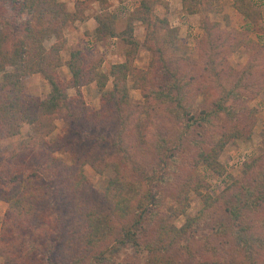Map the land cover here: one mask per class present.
<instances>
[{
    "label": "trees",
    "instance_id": "trees-1",
    "mask_svg": "<svg viewBox=\"0 0 264 264\" xmlns=\"http://www.w3.org/2000/svg\"><path fill=\"white\" fill-rule=\"evenodd\" d=\"M93 1L108 4V0ZM84 2L87 0L77 2L72 13L59 0H0V19L8 14V11L14 15L15 21L27 16L24 21L13 27L0 20V141L20 134V129L24 125L31 127V135L22 142L19 152L5 157L0 151V202L10 204L16 210L15 212L9 210L4 218L0 237V258L4 260L3 264H16L12 252L17 247L15 241H9L7 235L3 234L10 216L12 217L10 221L14 220L21 224L30 222L31 230L26 236L27 247L36 246L37 250H30L33 257L40 251L41 238H38V243L33 239V234L42 237V228H47L51 222L48 218L41 222L39 218L44 214L46 205L48 208L50 206L48 199L52 191L56 196L60 194L64 196L71 211L68 225H60L59 238L56 243H51L59 250L58 259L61 264H85L90 257H96L97 254H101L98 261L103 262L105 254L110 249L126 244H130L136 251H145L147 264H183L173 258L170 252L188 229L212 225L218 231L219 219H216L215 225L209 219L219 212L220 206L226 205L227 202L224 211L228 212L232 221H237L243 208L256 207L259 200L251 201L252 192L247 189L244 196L246 201L243 204L239 192L232 193L231 200H226L225 191L216 197L205 195L202 197L203 210L195 219L189 220L180 229L169 228L162 224V218H159L158 208L163 197L161 190L148 188L143 193L133 191L130 197L127 196L126 192L131 191V188H128L130 185L132 187L136 176L120 161H110L108 156L105 157L104 150L96 147V142L100 145L105 142L103 132H98L113 123L119 124L124 131L123 128L129 119L127 115L136 114L145 108L131 103L129 78L133 81V89L142 93L147 113L157 115L161 111L158 106L170 107L176 104L170 111V118L182 123L181 127L176 129V136L168 139L165 136V124L161 123L157 130L159 134L156 135L158 144L151 148L150 144L153 143L146 141L143 149L147 151L154 149L151 155L145 157H148L147 162L153 173L150 179L160 188L167 186L173 188L174 200L177 203L174 214L179 216L188 206L187 192L197 191L204 181L198 174V169L203 167L222 175L224 170L219 163V155L223 148L233 139L250 138L254 123L253 114L247 117L248 120L244 118L242 120L240 109L234 105L225 107L224 101L229 99L240 101L241 110L250 113L246 105L252 97L246 94L251 86L242 84L243 91L240 92L241 81H237L227 91L220 88L218 97L208 107L205 106L198 114H193L191 104L184 105L185 100H191L190 94L194 95V99L205 94L202 91L212 83L210 73L218 76L223 70L219 68L222 61L217 62L212 56L208 59L210 67L206 65L199 68L200 78L193 76L190 78L189 86L197 80L202 81L200 87H196L194 91L184 90L186 87L179 79H176V82L166 80L158 87L154 62L146 70L135 66L138 43L134 39L128 40V44L133 47L126 52L124 61L111 65L108 74L100 71V61L92 62L81 49L71 51L67 62L70 78L63 81L57 70L62 64L60 52L65 43L64 28L68 23L78 21L76 12L80 10L79 5ZM232 2L240 17L250 27L249 30L258 31L262 14L255 9L254 3L249 0ZM183 4L186 10H189V14H197V10L193 8L195 7L193 1L183 0ZM152 6V0H142L132 11L128 26L130 34L136 22L148 25L153 19ZM96 21L97 27L94 32L98 41L116 37L112 17L97 18ZM243 33L246 35V32ZM51 39H55V43L46 48L45 41ZM208 44L212 55L215 49L217 53L221 52L220 47L216 48L217 45L211 42ZM34 74L42 75L50 85V93L46 99L29 96L24 91L23 79ZM108 78L112 79V88L101 95L98 110L89 109L83 100H79L82 97V87L94 84L101 90L106 87ZM70 90L76 95L73 99L67 96ZM69 101L72 107L68 104ZM65 108L75 110L73 116L69 115L72 118V129L68 135L76 138L70 143V149H66L62 136L49 140ZM223 113L233 125L227 130L224 127L217 130L222 122L220 114ZM162 121L164 123L169 121L168 117ZM131 132L130 134L138 140L145 138L143 131ZM80 134L94 140L86 146L87 149L81 147V142L78 143ZM207 134L209 137L218 135L217 141L212 143L207 140ZM180 148L190 149V158L179 153ZM60 151L69 154V163H64L56 156ZM256 165L248 163L246 168H251L252 171ZM86 166L98 173H101L105 166H112L116 172V176L108 182L105 190L98 193L97 200L93 199L92 188L83 174V168ZM49 175L54 181L52 186L47 179ZM259 176L263 177L264 172H260ZM263 198L264 196L261 199ZM153 222L155 234L143 238L148 226ZM256 242L254 237L249 238L246 234L244 237H236V243L244 249L250 260L256 257L254 244Z\"/></svg>",
    "mask_w": 264,
    "mask_h": 264
},
{
    "label": "rangeland",
    "instance_id": "rangeland-1",
    "mask_svg": "<svg viewBox=\"0 0 264 264\" xmlns=\"http://www.w3.org/2000/svg\"><path fill=\"white\" fill-rule=\"evenodd\" d=\"M59 1L66 5L69 12L74 13L76 3L84 0ZM141 1L108 0V4L105 5L102 1L87 0V2L80 4V10L76 12L77 16L75 15L78 21L68 23L64 28L65 43L60 52L62 64L57 70L58 75L63 81H68L70 78L67 62L71 51L75 49H81L92 62L100 61V71L108 74L111 65L124 61L126 52L133 47V45L131 47L128 44V40L134 39L138 43L135 66L146 70L154 62L156 65V86L158 87L163 85L166 80L176 82V79H179L186 87L184 90L194 91L196 87H200L199 84L202 81L197 80L189 86L190 78L192 76L197 79L200 78L201 71L199 68L206 65L210 67L208 59L212 56L217 62L222 61L219 68L223 70L220 74L215 76L210 73L212 83L202 91L205 96L201 94L202 96H197L198 98L196 97L195 100L194 95L190 94L191 100H185L184 105L191 104L193 114H198L205 106L208 107L218 97L220 88L227 91L231 85L241 81L239 87L241 92L243 91L242 84L250 85L251 89L246 94H249L250 98L252 97L246 105L250 113L241 110L240 101L232 99L224 101L225 107H233L234 105L240 109L242 120L243 118L248 120L247 117L253 114L254 123L250 138L233 139L223 148L219 155V163L224 170L222 175L203 167L198 169V174L204 181L197 191L190 190L187 192L186 202L188 206L179 216L174 214L177 203L174 200L173 188L170 186L160 188L150 179L153 173L147 162L148 157H145L151 155L154 149L149 148L151 151L143 149L146 141L153 143H149L151 148L158 144L156 135L159 134L157 130L161 123L162 125L165 124V136L168 139L176 136V129L182 125V123L175 122L170 118L172 106H176V104L170 107L167 105L158 106L161 111L157 115H153L152 112L147 113L146 101L142 93L133 89V81L129 78L128 90L131 103L145 106V108L137 111L136 114L127 115L129 119L125 124L126 127L123 128L124 131L117 123L100 129L98 133L103 132L105 142L102 145L96 142V147L104 150L105 157L108 156L110 161H120L136 176V181L132 187L130 185L128 188H131V191L126 192L127 196L130 197L133 191L143 193L148 188L161 190L163 197L161 206L158 208L159 218H162V224L169 228L180 229L189 220L195 219L203 210L202 197L205 195L216 197L225 191L227 192L226 200H231L232 193L239 192L240 198H243L241 202L243 204L246 201L244 198L245 190L251 191V201L259 200L256 207L247 206L243 208L239 219L232 221L228 212L224 211L225 206L228 205L226 202V205L220 206L219 212L209 219L213 225H215L216 219H219L220 229L218 231L212 225L199 226L200 229L190 228L170 254L183 264L196 262L205 264H207L206 262L208 264H264V198L261 199L264 196V176H259L260 172H264V0H249L254 3L255 9L262 14V19L258 23V31L249 30L250 27L244 24L243 19L234 10L232 0H190L195 3L193 8L197 10V14L193 15L188 13L189 10H186L183 0H152L153 19L148 25L136 22L133 25L132 34H130L128 32L130 14L139 6ZM102 17L114 19L116 37H107L103 41L97 40L94 32L97 27L96 19ZM26 18L27 16H24L20 21H15L14 15L8 11V14L0 20L13 27ZM243 32H246V35ZM210 42L215 46L217 45L216 48L220 47L221 52L217 53L215 49L212 55L208 44ZM54 43L55 39H51L45 41L44 45L49 48ZM23 86L26 94L40 99H46L50 93L49 83L40 74L25 77ZM111 88V78H108L106 87L101 90L94 84L87 85L81 88L82 97L79 100H83L89 109L98 110L101 95L109 92ZM213 88L216 90H212ZM244 92L246 91L244 90ZM67 96L69 99L76 97L72 90L68 92ZM70 102L68 104L72 107ZM189 104L187 105L189 106ZM65 109L61 112L56 122L57 128L49 140L62 136L64 143H66V149H70V143L76 138L68 135L72 129V118L69 115L73 116L75 110L72 108ZM167 117L169 121L164 123L162 120H166ZM220 117L222 122L217 130L221 129L220 127H224L226 130L230 129L233 124L228 121L225 113L220 114ZM217 123H219L218 120ZM237 124L240 125L238 122ZM136 130L143 131L148 140H144L145 138L138 140L130 134L131 131ZM30 135L31 127L24 125L20 129V134L0 141V151L5 157L19 152L22 142ZM206 137L212 143L218 139V135L210 136L212 137L210 138L207 134ZM80 142L82 143L81 147L87 149L86 146L94 140L87 139L80 134L78 143ZM143 150L144 153H142ZM190 152V149L180 148L179 150V153L186 158H190ZM56 156L64 163L70 161L67 152L60 151ZM248 163L257 165L251 171V168H246ZM83 174L92 188L91 195L94 200H97L98 193L104 191L108 182L116 176L112 166H105L101 173L86 166L83 168ZM50 178L49 175L47 179L52 186L54 181ZM48 203H50L49 208L45 204L44 214L40 215L39 220L42 222L43 219L48 218L51 222L48 223L47 228H42V237L33 234V239L37 240L38 243V238H41L42 246L40 251L34 254V257L30 254V250H35L36 246H31L30 249L27 247L26 236L31 230L30 222L21 224L14 220L10 221L11 216L9 217L3 234L7 235L9 241H15L17 247L12 252L16 264H61L60 259H58L59 250L51 243H56L59 238L60 225H68L71 214L70 206L63 195L56 196L52 191ZM9 210L16 211L12 205L0 202V237L4 218ZM192 223L194 222L192 221ZM154 224L155 222L148 226L149 230L147 229L143 238L155 234ZM244 234L257 240L254 243L255 259H248L244 249L236 243V237H244ZM100 258L101 254H97L96 257H90L85 264H147L146 252L136 251L130 244L110 249L105 254L103 262L98 261ZM3 263L4 260L0 258V264Z\"/></svg>",
    "mask_w": 264,
    "mask_h": 264
},
{
    "label": "crops",
    "instance_id": "crops-1",
    "mask_svg": "<svg viewBox=\"0 0 264 264\" xmlns=\"http://www.w3.org/2000/svg\"><path fill=\"white\" fill-rule=\"evenodd\" d=\"M169 1H170V0H169ZM234 10H235V9H234ZM235 11H236V10H235ZM225 14H226V13H225ZM241 18H242V17H241ZM243 22H244V24H246L244 20H243Z\"/></svg>",
    "mask_w": 264,
    "mask_h": 264
}]
</instances>
